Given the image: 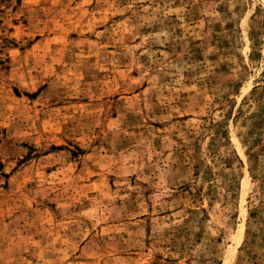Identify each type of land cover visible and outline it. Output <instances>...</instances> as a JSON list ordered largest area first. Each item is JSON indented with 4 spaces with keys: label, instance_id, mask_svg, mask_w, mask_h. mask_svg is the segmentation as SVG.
I'll return each instance as SVG.
<instances>
[{
    "label": "rangeland",
    "instance_id": "obj_1",
    "mask_svg": "<svg viewBox=\"0 0 264 264\" xmlns=\"http://www.w3.org/2000/svg\"><path fill=\"white\" fill-rule=\"evenodd\" d=\"M0 264H264V0H0Z\"/></svg>",
    "mask_w": 264,
    "mask_h": 264
}]
</instances>
